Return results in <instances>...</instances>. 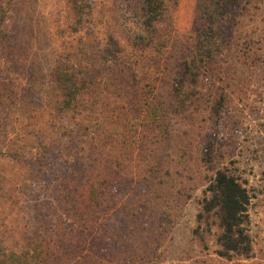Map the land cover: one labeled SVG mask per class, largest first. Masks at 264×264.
<instances>
[{"label": "rangeland", "instance_id": "1", "mask_svg": "<svg viewBox=\"0 0 264 264\" xmlns=\"http://www.w3.org/2000/svg\"><path fill=\"white\" fill-rule=\"evenodd\" d=\"M166 2L158 27L170 32L169 52L137 61L120 54L119 0H92L78 27L66 0H16L0 47V90L18 93L0 102V253L66 244L64 190L114 162L113 213L99 214L68 261L48 264H264V0L228 13V45L190 88L185 109L162 83L195 37L198 1ZM57 63L83 84L76 112L53 111ZM145 97L161 103L160 124L146 119ZM19 154L36 155L38 168L8 156ZM217 171L249 193L247 258L218 255L217 217L202 210ZM137 206L147 212L137 215Z\"/></svg>", "mask_w": 264, "mask_h": 264}, {"label": "trees", "instance_id": "2", "mask_svg": "<svg viewBox=\"0 0 264 264\" xmlns=\"http://www.w3.org/2000/svg\"><path fill=\"white\" fill-rule=\"evenodd\" d=\"M197 1L195 37L182 53V61L173 70L166 71L162 83V90L166 91L165 96L183 109L189 107V97L192 96L190 90L197 85L201 76L209 74L211 65L227 47L228 38L223 20L243 0ZM66 2L72 12L75 26L87 23L92 13V0H66ZM15 6L16 0H0V47L9 38L7 24ZM119 9L122 13L121 39L124 42L121 56L128 55L126 50H129L130 56L135 60L147 55L152 58H166L169 52L170 32L160 30L158 27L167 12L166 0H119ZM49 77L51 86L55 90L53 96L57 97L53 111L55 113L78 111L83 94V84L78 75L67 65L57 63ZM1 90L0 102L13 101V97L16 96L18 98V93L12 92V88H1ZM160 104L152 100V97H145L141 106L147 109L145 114L149 124L162 122ZM8 156L19 164L38 168L36 164L39 160L36 155L28 158L24 154ZM119 172V168L113 162L89 172L83 186L64 190L69 192L67 216L72 221L67 226L66 235L63 236L66 244L62 247L39 245L33 252L5 250L0 253V264H48L54 259L59 262L68 261L72 252H77L88 244L85 232L92 233L97 228L99 214L113 213L115 204H112L113 186L120 178ZM207 190L210 197L203 200L202 210L206 214L214 212L217 217L221 231L217 238L220 246L218 255L222 258H230L232 255L247 258L251 251L250 239L245 230L250 204L248 191L238 179L225 171L215 173ZM139 206L135 211H138L137 215L143 216L147 211ZM130 215L135 216V214ZM75 230H78V233ZM96 243L97 241H94L88 246L93 248Z\"/></svg>", "mask_w": 264, "mask_h": 264}]
</instances>
